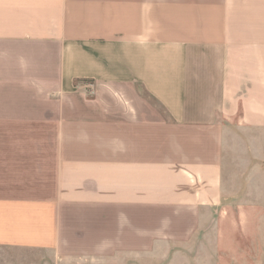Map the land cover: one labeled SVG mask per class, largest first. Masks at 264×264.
I'll list each match as a JSON object with an SVG mask.
<instances>
[{
	"label": "crops",
	"instance_id": "crops-1",
	"mask_svg": "<svg viewBox=\"0 0 264 264\" xmlns=\"http://www.w3.org/2000/svg\"><path fill=\"white\" fill-rule=\"evenodd\" d=\"M250 170L264 0H0V264H264Z\"/></svg>",
	"mask_w": 264,
	"mask_h": 264
},
{
	"label": "rangeland",
	"instance_id": "rangeland-1",
	"mask_svg": "<svg viewBox=\"0 0 264 264\" xmlns=\"http://www.w3.org/2000/svg\"><path fill=\"white\" fill-rule=\"evenodd\" d=\"M245 173H246V170L244 168L241 169V172H239L240 176H243V180L245 179L244 176H245ZM254 174L256 176H259V178L261 179L262 177H264V172L263 171H260V170H255V171H249V174ZM246 177V176H245ZM259 189H261L262 186H258ZM244 204L246 203L245 201H240V202H236V204ZM237 206H234V208H236ZM238 207H240L238 205Z\"/></svg>",
	"mask_w": 264,
	"mask_h": 264
}]
</instances>
